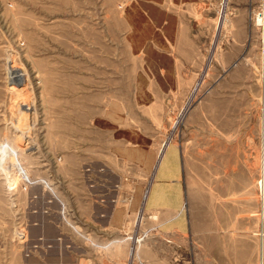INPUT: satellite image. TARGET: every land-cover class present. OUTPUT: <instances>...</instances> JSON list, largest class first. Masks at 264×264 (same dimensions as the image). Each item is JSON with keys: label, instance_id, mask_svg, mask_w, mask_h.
Listing matches in <instances>:
<instances>
[{"label": "rangeland", "instance_id": "374dc122", "mask_svg": "<svg viewBox=\"0 0 264 264\" xmlns=\"http://www.w3.org/2000/svg\"><path fill=\"white\" fill-rule=\"evenodd\" d=\"M129 1L0 0V146L9 148L0 161V264L41 258L44 244L30 229L36 206L58 200L65 223L83 238L73 215L81 206L61 201L74 172L60 159L82 153L95 125L106 137L122 135L116 123L91 119L143 67L125 40ZM208 5L202 57L179 80L185 91L138 125L181 151L189 197L207 207L208 242L220 264H264V0ZM138 214L125 229L124 264H147L157 231L158 218ZM169 229L166 256L180 264L178 225Z\"/></svg>", "mask_w": 264, "mask_h": 264}, {"label": "crops", "instance_id": "0c3cea01", "mask_svg": "<svg viewBox=\"0 0 264 264\" xmlns=\"http://www.w3.org/2000/svg\"><path fill=\"white\" fill-rule=\"evenodd\" d=\"M213 1L130 0L125 5L132 11L125 17V40L143 67L132 71V83L122 84L121 97L93 110L91 119L116 123L122 135L106 137L105 129L95 125V137L82 153L60 159H67L68 171L74 172V178L64 179L61 201L81 206L82 215H73L82 221L83 238L65 223L58 200L49 208L36 206L30 229L45 248L33 264H124L125 229L140 211L158 214L147 264H171L166 256L170 224L178 225L180 264H220L217 246L208 242L214 224L210 229L207 207L199 201L194 205L189 197L181 151L159 144V133L138 125L149 120L152 108L166 106L185 91L179 80L202 57L203 36L209 31L204 12ZM31 202L47 204L45 197Z\"/></svg>", "mask_w": 264, "mask_h": 264}, {"label": "bare ground", "instance_id": "6f19581e", "mask_svg": "<svg viewBox=\"0 0 264 264\" xmlns=\"http://www.w3.org/2000/svg\"><path fill=\"white\" fill-rule=\"evenodd\" d=\"M22 77H23V75H22ZM23 80V79H22ZM32 106H30V107H28V106H26L25 105V107L24 108H26V110H28L29 111V109L31 108ZM23 108V109H24ZM23 112H25L24 110H22ZM27 132V131H26ZM263 133H264V124H263ZM27 137H29V136H27V134L26 133H21L20 135H19V139H24L25 141H27ZM29 144V143H28ZM8 151H9V148L7 147V146H5V145H2V146H0V161H3V160H5L6 159V155L8 154ZM13 152H11L12 153V155H14L15 156V154H16V152H15V150H12ZM10 154V153H9ZM13 158V157H12ZM6 160H8V159H6ZM7 162V161H6ZM10 163V162H9ZM9 163H7V164H9ZM22 165V164H21ZM16 166H17V168L19 169V171H21V168L22 167H20V166H18L17 164H16ZM9 168V167H8Z\"/></svg>", "mask_w": 264, "mask_h": 264}, {"label": "built area", "instance_id": "2783aa9c", "mask_svg": "<svg viewBox=\"0 0 264 264\" xmlns=\"http://www.w3.org/2000/svg\"><path fill=\"white\" fill-rule=\"evenodd\" d=\"M141 212V211H140ZM139 215V214H138ZM149 218H151V219H157L158 218V215H156V214H151V215H149ZM136 223H137V221H136Z\"/></svg>", "mask_w": 264, "mask_h": 264}]
</instances>
